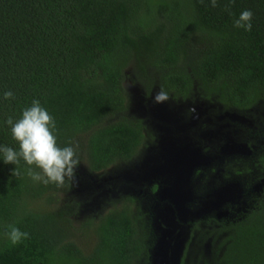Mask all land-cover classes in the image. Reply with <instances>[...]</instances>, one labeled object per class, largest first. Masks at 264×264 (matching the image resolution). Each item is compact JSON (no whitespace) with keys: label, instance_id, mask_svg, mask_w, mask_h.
<instances>
[{"label":"trees","instance_id":"obj_1","mask_svg":"<svg viewBox=\"0 0 264 264\" xmlns=\"http://www.w3.org/2000/svg\"><path fill=\"white\" fill-rule=\"evenodd\" d=\"M243 10L248 30L234 26ZM128 68L143 90L173 99L198 94L237 110L264 102V0H0V144L18 147L4 121L37 99L58 143L75 146L77 167L96 174L130 162L144 127L128 116ZM15 167L19 175L0 163V264H147L148 224L131 197L75 227L72 208L52 210L69 180L44 185L23 174L22 160ZM244 210L200 231L183 263L264 264V198ZM9 225L28 238L11 244Z\"/></svg>","mask_w":264,"mask_h":264},{"label":"flooded vegetation","instance_id":"obj_2","mask_svg":"<svg viewBox=\"0 0 264 264\" xmlns=\"http://www.w3.org/2000/svg\"><path fill=\"white\" fill-rule=\"evenodd\" d=\"M147 95L144 91L139 98L148 104L151 102L148 101L150 96ZM193 98L195 95L190 99L181 100L187 103L186 108L172 105L178 118L175 119V124L165 130L166 136L162 140L170 143L167 140L172 142L180 139L178 145L181 144L182 148L175 150H181L179 158L184 170L182 175L189 171L188 177L184 175L183 182H174L177 180L174 171L168 168H165V172L159 171L161 145L153 144L157 128L151 118L139 119L145 131L152 128V136L148 142V145L151 143V148L146 155L147 161L149 158L146 168L149 170L137 174L134 172L135 167L132 172L134 184L139 187L143 185L142 203H154L156 207L162 206L164 209L172 205L171 199H161L157 191L166 189L168 191L165 194L171 193L173 186L180 185L185 188L186 193L184 206L189 211H194L196 217L199 213L203 216V222L179 223L180 230L187 236V243L183 242L179 264H184L185 257L194 253L202 243L200 231L207 234L212 228L216 229L220 224L233 221L239 216L237 212L245 211L244 208L253 206L264 198V102L260 101L245 110L225 109L214 101L200 100L198 96L199 102L191 109L193 103L188 101ZM144 141L141 147L144 146ZM188 158H191V161L186 165L184 161L188 162ZM183 163L186 166H183ZM223 189L225 191L221 193ZM132 199L134 203V198ZM150 211L149 217L146 215L144 219L152 222L156 210ZM147 233L149 244L156 245L160 236L159 230L148 224ZM209 245L202 247L205 252L210 250ZM149 248L147 264H151V246Z\"/></svg>","mask_w":264,"mask_h":264},{"label":"rangeland","instance_id":"obj_3","mask_svg":"<svg viewBox=\"0 0 264 264\" xmlns=\"http://www.w3.org/2000/svg\"><path fill=\"white\" fill-rule=\"evenodd\" d=\"M125 75L126 78L123 87L125 90L127 101L128 116L134 119L143 118L144 120L151 118V120L155 122L154 125L157 128V135L153 133L155 136L153 144L161 145V149L159 150L161 162L158 164V166L161 167L163 164L169 163L174 164L172 165L174 167V170L175 168H181V161L177 159L175 152H179L180 155L181 150H175L182 148L181 144L178 145L180 139L174 140L172 142L167 140V142L170 143L163 142L162 140L166 136L165 130L167 128H170L172 124H175V119L178 118V116H176V110L172 105H176L178 107L183 106L184 108H186L187 103H184L179 99H173L170 96L167 97V99L163 102H155L153 98L156 93L159 92V90L158 88H152L151 91L147 92V96H150L148 101L151 102L147 104L146 101L139 98V95L145 90H143V88L134 80L133 70L131 68H128L125 72ZM197 97L198 94H195V98L188 101L190 103H193L191 105V109H194L195 103L199 102ZM172 118L174 119L172 120ZM143 134L145 137L144 146L140 148L134 159L128 163L117 164L103 172L96 174L87 172L83 166L76 167L74 180H69L70 189L66 193L59 194L58 203L53 207L52 210L55 212H59L64 207H67V209L72 208L74 212L71 219L73 220L74 226L78 227L79 224L86 221L96 222L110 209L122 206L125 197H132L135 201L132 205L134 216L141 217V221H143L144 223H146L145 221H147V223L150 226L154 227L155 230L158 229L160 234L158 240L161 237V230L167 229L168 231L167 235L164 236L163 241L161 240L162 243L164 242L160 251L161 264H179V261H181L180 258L182 255V248L184 244L183 242L186 241L187 243L186 233H183V231L180 230L179 223L185 222L186 224H189L195 223L197 221L203 222V220H201L203 216L201 215V213H199L197 215L198 217H196L195 212L189 211V209H187V207H185L183 203L182 205L185 214L182 217H180L176 213L173 204L168 205L163 209L162 206L156 207L154 203H142V196L144 193L143 185L139 187L137 184H134L135 180H132L134 178L132 176V172L135 167L136 168L134 172H136L137 174H142L143 172H148L149 170L146 168V165H149V158L147 161L146 155L151 148L149 147L151 143H149L148 145V142L150 140V137L152 136V128L146 131L143 130ZM138 161L140 164H137ZM184 163L186 164L187 162L184 161ZM184 163L183 166H186ZM144 168L146 169L144 170ZM139 171L141 172L139 173ZM183 171L184 170H182L181 168L179 172L175 170L174 173L177 172L178 174H180ZM188 173L189 171L185 172V175L187 177ZM175 187L176 189H179V191L183 190L184 192L185 190V188L180 185H175ZM73 204L76 205V209L71 207ZM148 208L149 211L152 209L156 210L154 211L155 214L152 217V222L144 219V216L146 215L149 217ZM164 210H166L165 213L168 214L167 218L163 217ZM193 213L194 215H192ZM236 214H239V212H237ZM166 219H168L170 223V226L168 227H166L164 223L168 222L166 221ZM158 220H160L161 222ZM141 221L139 220V222H137L138 227L140 228H142ZM158 240L156 242V245H150L149 238L146 239L147 245L145 244V246H147L149 251V246H151V259L153 257V254L156 253L157 249L160 247L158 246ZM209 243L210 240L204 242V245H209ZM206 245L204 246V248L206 247ZM145 246L144 250H146ZM141 263L145 264L144 260H141Z\"/></svg>","mask_w":264,"mask_h":264},{"label":"clouds","instance_id":"obj_4","mask_svg":"<svg viewBox=\"0 0 264 264\" xmlns=\"http://www.w3.org/2000/svg\"><path fill=\"white\" fill-rule=\"evenodd\" d=\"M214 3L215 0L213 6ZM251 18L252 12L243 10L234 21V26L248 30L251 28ZM12 96L11 91L3 93L5 100ZM153 99L155 102H163L167 99V93L161 90ZM4 123L10 126L11 137L18 147L0 144V163L14 165L11 171L19 175L15 166L22 160L27 166L23 174L33 182L44 185L54 184L59 187L66 180H74L79 164L75 146H61L58 143L55 118L39 100L33 99L16 119L9 117ZM4 235L13 245L28 238V233L15 225H9Z\"/></svg>","mask_w":264,"mask_h":264},{"label":"water","instance_id":"obj_5","mask_svg":"<svg viewBox=\"0 0 264 264\" xmlns=\"http://www.w3.org/2000/svg\"><path fill=\"white\" fill-rule=\"evenodd\" d=\"M175 152H176L177 159L180 161V159H179V152H177V151H175ZM188 159L189 160L186 163V165L189 164L190 161H191V158H188ZM172 165H174V164L165 163L161 167H159L158 169H160L159 171H162V172H165V168H168L171 171H175L176 168L174 170V167ZM179 171H180V169L177 170V172H179ZM153 172H154V170H152L151 173H153ZM174 174H175V178H177V180L174 181V182H183V177L185 175V174L182 175L183 172H181L180 174H178V173L175 172ZM144 175H147V174L144 173ZM172 190L173 191L171 193H167V194H165L168 191L166 189L158 190L157 191V194L159 195V197L161 199H164V197H167V198L171 199V202H172V204L175 207L176 213L180 217H182L185 214V211L183 209V205H184V198L186 196V193H185V191L183 192V190L179 191V189H176L175 186H173V189ZM224 191H225V189L221 190V193H223ZM230 192H231V189H230ZM182 203H183V205H182ZM165 211L166 210H164V213H163L164 216L163 217L167 218L168 217V214H166ZM166 221H168V219H166ZM164 223H165V226L166 227L170 226L169 221L168 222H164ZM161 231H162L161 232V237L158 240V246H160V247L157 249V252L153 254V257L151 259V264H159V263L161 264V262H160V255H161L160 254V251L162 249L161 248L162 247V244H164V242L162 243L161 240L163 241L164 236L167 235V233H168L167 229H165V230L163 229Z\"/></svg>","mask_w":264,"mask_h":264}]
</instances>
